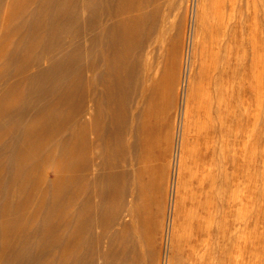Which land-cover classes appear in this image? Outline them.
Segmentation results:
<instances>
[{
  "label": "rangeland",
  "instance_id": "rangeland-1",
  "mask_svg": "<svg viewBox=\"0 0 264 264\" xmlns=\"http://www.w3.org/2000/svg\"><path fill=\"white\" fill-rule=\"evenodd\" d=\"M120 1L122 23L113 28L95 0H0V211L11 212L6 221L0 216L6 264H72L75 256L83 264H264V0H203L204 6L202 0H143L151 27L139 53L148 59L149 79L140 87L132 51L113 45L117 36L130 45V19L140 12L136 0ZM218 10L233 27L227 53L218 47ZM90 41L96 46L89 56ZM143 84L146 96L138 92ZM85 87L92 97L102 93L101 145L73 173L64 157L73 131L91 120ZM24 135L36 156L46 151L49 157L46 163L24 159L18 175L10 159L27 145L18 140ZM207 145L224 154L197 165ZM201 167L217 171L212 186H199ZM24 176L30 181L21 192ZM72 186L76 203L87 200L82 228L68 224V208L48 215L69 203Z\"/></svg>",
  "mask_w": 264,
  "mask_h": 264
},
{
  "label": "bare ground",
  "instance_id": "bare-ground-1",
  "mask_svg": "<svg viewBox=\"0 0 264 264\" xmlns=\"http://www.w3.org/2000/svg\"><path fill=\"white\" fill-rule=\"evenodd\" d=\"M90 1V0H89ZM142 1L143 0H136V8H137V10L140 12L139 14H136V16L134 17V18H132V19H130V23H129V26L131 27V28H133L134 29V34L131 36L132 38H131V43H130V45L128 46V47H126L125 46V43L121 40V39H119V37L117 36V38L118 39H116V41L113 43V45H114V47H116L117 48V50L118 49H120L121 50V48H122V44H124V47H125V51H126V48L128 49V50H130V51H132V52H130V53H133V56H134V72H136V78H137V87H140L139 85H140V83H143L144 82V84L146 85V83L145 82H147V80L149 79L148 77V75H147V71H148V69H149V64H148V59H144V60H142V59H140V57H139V53H140V51H141V49H142V45H143V42H145L144 40H146V37H148L147 36V31H146V28H150L151 27V24H149L150 22H148V20H147V13L146 12H141V10L143 9L142 8ZM201 1V0H200ZM206 1V0H205ZM93 2H94V0H93ZM97 1L95 0V3H96ZM121 1L120 0H98V4L100 5V8L102 9V12H103V14H104V17L105 16H109V18H111L112 20H113V24H112V26H113V28H114V26L115 27H117V28H119L120 27V25H121V23H120V14H121V11L123 10V8H124V6H123V4L121 5V3H120ZM145 2H146V0H145ZM202 2V5L204 4L203 3V0L201 1ZM111 3H113V5H112V7H108V5L109 4H111ZM98 4H96L97 6H98ZM146 4V3H145ZM199 4H201V3H199ZM134 6H135V4H134ZM199 6V5H198ZM204 6V5H203ZM143 7H144V5H143ZM200 7H201V5H200ZM204 9V8H203ZM200 10V9H199ZM215 14V13H214ZM224 13H223V11H220V10H218V12H216V16H217V24H218V26L220 27L219 29H222L221 31V36H220V41H218V43L220 42V44H218L219 46L218 47H221L222 48V50H223V53H227V49L230 47V45L229 44H227V45H229V47L228 46H226L225 45V43L228 41L229 42V40H227L226 41V39L227 38H231V36H232V28L233 27H231L232 26V23H231V25H230V23L229 22H226L225 21V19H224ZM231 15V14H230ZM101 16H103V15H101ZM212 16V15H211ZM108 18V19H109ZM237 18V17H236ZM103 19V18H102ZM152 19V18H151ZM230 21V20H229ZM94 23H98V22H94ZM98 24H100V23H98ZM91 25V24H90ZM89 25V26H90ZM96 26V25H95ZM148 26V27H147ZM91 27V26H90ZM94 27V26H93ZM97 27V26H96ZM154 27H155V25H154ZM92 28V27H91ZM95 29V28H94ZM97 29V28H96ZM103 29V28H102ZM90 30V29H89ZM92 31V30H91ZM96 31V30H95ZM94 31V32H95ZM97 32V31H96ZM103 32V31H102ZM132 32V33H133ZM92 33V32H91ZM155 34V33H154ZM95 35V34H94ZM93 35V36H94ZM210 35V34H209ZM96 36H98V33H97V35ZM121 37V36H120ZM233 37V36H232ZM90 38H93L94 39V37H90ZM96 38V37H95ZM126 38V37H125ZM130 38V37H129ZM153 38H154V36H153ZM87 39V38H86ZM97 39H99L98 37H97ZM96 39V40H97ZM103 40V39H102ZM115 40V39H114ZM128 40H130V39H128ZM150 40V39H149ZM155 40V39H154ZM233 40V39H232ZM86 41V40H85ZM93 41H95V39L93 40ZM92 41V42H93ZM87 42V41H86ZM91 41H90V44L89 45H87L88 46V49H87V46H86V49H87V53L89 54V56L92 54V51H93V49H94V47L96 46V45H91V43H92ZM154 42V41H153ZM97 43H98V41H97ZM127 43V42H126ZM85 44V43H84ZM92 44H94V42L92 43ZM153 45V44H152ZM221 45V46H220ZM148 46V45H147ZM150 46V45H149ZM216 46V45H215ZM232 46H233V44H232ZM231 46V47H232ZM228 47V48H227ZM99 48V47H98ZM107 48V47H106ZM175 48V47H174ZM85 49V48H84ZM123 49V51H124V48H122ZM147 49H148V47H147ZM219 49V48H218ZM233 49V48H232ZM106 50H105V48L103 47V49L101 48L100 50H99V52L98 53H100V55L101 54H104V52H105ZM122 51V50H121ZM122 51V52H123ZM229 51V50H228ZM230 51H232L231 49H230ZM149 52V51H148ZM127 52H125V54H126ZM84 54V53H83ZM220 54V53H219ZM230 54H231V52H230ZM229 54V55H230ZM94 55V54H93ZM92 55V56H93ZM97 55V54H96ZM228 55V54H227ZM229 55H228V57H229ZM148 56V55H147ZM146 56V57H147ZM85 57V56H84ZM83 57V58H84ZM98 57V56H97ZM101 57V56H100ZM86 58V57H85ZM221 58H222V55H221ZM91 59H94L93 57L91 58ZM91 59H90V61L89 62H91ZM239 59V58H238ZM95 60H96V58H95ZM95 60H92L93 62H96ZM225 60V59H224ZM222 61V60H221ZM232 61V60H231ZM93 62H91L90 63V65H89V69H91V70H93V67H95V66H97V65H93L92 63ZM225 62V61H224ZM239 62V61H238ZM220 63V62H219ZM229 63V62H228ZM96 64V63H95ZM220 65V64H219ZM216 67V66H215ZM218 67H220V66H218ZM94 70H96V69H94ZM90 72V71H89ZM94 71H92V72H90V74H92ZM220 72V71H219ZM97 73H98V71H97ZM221 73H223V72H221ZM226 73V72H225ZM89 74V75H90ZM93 75V74H92ZM91 77L92 76H89V79L91 80ZM146 80V81H145ZM92 81V80H91ZM90 82V81H89ZM88 84V86L90 87V84L89 83H87ZM143 84V85H144ZM148 84V83H147ZM144 85V86H145ZM87 86V85H86ZM87 86V87H88ZM143 86V87H144ZM141 87H142V85H141ZM142 87V88H143ZM141 88V90H140V88H137V89H139L140 91H138V92H140L141 93V95L143 96L144 94H145V96L147 95V94H149V91L150 90H148L149 89V87L148 86H145L144 87V89H142ZM85 89H87L86 87H85ZM84 90V89H83ZM85 91V90H84ZM92 90L90 89V88H88L87 89V91L84 93V98L83 99H85V101H83V102H85L86 103V107H85V112H86V114L85 115H89L90 117H88V118H90L91 120H90V122H88L85 126V129L83 130V131H81V132H74L73 131V135H72V139L71 140H73V141H71V142H73V144H72V149H70V151H68V153H66L67 155H65V163H67V168H70L71 169V171L74 173V172H76L77 170H79V169H81V170H83V169H85L86 168V166H87V163H88V161H85L86 159H85V157H88V151L90 152V150H92V148L93 147H100V145H101V110H102V101H101V98H102V93H101V91L98 93V95L96 96V97H92V92H91ZM97 91V90H96ZM189 94V93H188ZM141 96V99L142 98H145V97H142ZM188 96V95H187ZM73 97V96H72ZM81 97H83V96H81ZM179 98H180V96H179ZM187 98V97H186ZM185 98V99H186ZM70 99V98H69ZM68 99V100H69ZM146 99V98H145ZM72 100V99H71ZM81 100V99H80ZM12 101H13V99H12ZM11 100L9 101L10 103L12 102ZM17 101H18V99H17ZM150 101V100H149ZM149 101H148V103H149ZM183 101H185V100H183ZM8 102V103H9ZM186 103H187V100L185 101ZM9 103V104H10ZM12 103H15V100H14V102H12ZM12 103H11V106H12ZM69 103V102H68ZM81 103V102H80ZM84 103V104H85ZM8 104V105H9ZM47 103H45V105H46ZM76 105H77V103H76ZM181 105L183 106V105H185V104H183L182 102H180V106L179 107H181ZM187 105H188V103L186 104V107H187ZM1 106V105H0ZM10 106V107H11ZM49 106V105H48ZM47 106V107H48ZM8 107V106H7ZM83 107V108H84ZM185 106H183V111H184V109L186 108H184ZM188 108H189V105H188ZM50 109V110H49ZM49 111L50 112H54V109H53V105L51 104L50 106H49ZM76 109V108H75ZM180 109V108H179ZM45 110H46V108H45ZM47 110V111H48ZM82 110V109H81ZM214 110V109H213ZM77 110H72V112H76ZM183 111H182V115H181V121H182V124H185L186 125V123H184L185 121H186V109H185V111H184V115H183ZM198 113V112H197ZM49 115V114H48ZM75 117V116H74ZM122 117V116H121ZM191 118V117H190ZM189 118V119H190ZM89 121V120H88ZM35 123V122H34ZM86 123V122H85ZM36 124V123H35ZM34 124V125H35ZM200 124V123H199ZM175 126V125H174ZM214 126V125H213ZM36 128V127H35ZM34 128V129H35ZM125 128L123 127V126H121L120 128H119V130H118V132H119V138H118V144H119V158L121 159V161L122 160H124V152H125V142H124V138H123V135H124V132H125V130H124ZM204 129V128H203ZM75 130V129H74ZM207 130V129H206ZM211 130V129H210ZM218 130H220V129H218ZM41 131V130H40ZM40 131H38V133L40 132ZM199 131V130H198ZM202 132V131H201ZM34 133H36V132H34ZM183 133V132H182ZM211 133V132H210ZM197 134V133H196ZM204 134V133H203ZM208 134V133H207ZM33 134H31V136H32ZM34 135H36V134H34ZM70 135H71V133H70ZM185 136H186V134H184ZM188 135V134H187ZM205 135V134H204ZM216 135V134H215ZM214 135V136H215ZM23 136V135H22ZM27 136V135H26ZM182 136V135H181ZM190 136V135H189ZM196 136V135H195ZM40 137V136H39ZM70 137V136H69ZM206 137V136H205ZM37 138V136H35V138L34 139H36ZM200 138V137H199ZM18 139V138H17ZM22 139V140H21ZM21 139H18V140H20V142L22 143V145L23 144H25V142L27 143V145H23V146H21L20 147V145H19V147H20V149H18V150H16V158H14L13 156H11V159H10V161H14V165H16V168H17V173H18V175H20V173L22 172L21 171V169H22V162H23V160L24 159H28V158H35L36 157V159L38 160V161H42V162H45L47 159H48V157L49 156H47V155H45V153H47L46 151H45V153H44V155H42V154H40L39 155V157H38V155L36 156V154L38 153L39 154V152H36V151H34V150H36V149H34L33 150V145L30 143L31 141H32V143L34 144V142H33V140H30L31 139V137H29V136H27V137H25V135H24V139L23 138H21ZM32 139H33V137H32ZM39 139V138H38ZM144 139V138H143ZM207 139V138H206ZM210 139V138H209ZM212 139V138H211ZM243 139V138H242ZM37 140V139H36ZM205 140V139H204ZM25 141V142H24ZM142 141V140H141ZM190 141V140H189ZM184 142V141H183ZM207 142H208V140H207ZM226 142V141H225ZM181 143V142H180ZM244 143V142H243ZM8 144V143H7ZM13 144H14V142H13ZM225 144V143H224ZM228 144H229V142H228ZM10 145V144H9ZM8 145V146H9ZM32 145V146H31ZM210 145V144H209ZM184 146V145H183ZM18 146H17V148H19ZM219 147H221V148H224V145H222V146H219ZM230 147V146H229ZM42 148H44V147H42ZM41 148V149H42ZM186 148V147H185ZM200 148V147H199ZM203 148H204V146H203ZM202 147H201V149H203ZM14 149V148H13ZM9 151H10V149H9ZM42 151V150H41ZM84 151H86V152H84ZM184 151V150H183ZM198 151V150H197ZM196 151V152H197ZM84 152V153H83ZM191 152V151H190ZM224 152V151H223ZM221 150H217V146L216 147H210V146H206L205 147V150L200 154L199 152H197V153H199L200 154V156H198V158L199 159H197L198 160V164L197 165H201V164H203V165H205V164H208L209 162L211 163L212 161H213V163H214V158L216 159V154H224ZM180 153V152H179ZM226 154H227V152H226ZM86 155V156H85ZM89 155H91V154H89ZM179 156V155H178ZM180 156H182V153H181V155ZM223 159H225V155H223V156H221ZM10 158V157H9ZM47 158V159H46ZM62 158V157H61ZM180 158V157H179ZM59 159V158H58ZM89 159V158H88ZM120 159H119V161H120ZM211 159H213V160H211ZM228 160V159H227ZM7 161H9V160H7ZM178 162L180 161L179 159L177 160ZM2 162V161H1ZM61 162V161H60ZM181 162V161H180ZM224 162V161H223ZM46 163V162H45ZM3 165H4V163H2ZM36 164V163H35ZM37 164H38V162H37ZM44 164V163H43ZM42 164V165H43ZM225 164V163H224ZM182 165V164H181ZM203 165H201V166H203ZM224 166V165H223ZM3 166H1V170L3 169L2 168ZM65 167H66V165H65ZM179 167H180V165H179ZM183 167V166H182ZM220 167V166H219ZM14 168H15V166H14ZM228 168V167H227ZM7 169V168H6ZM226 169V168H225ZM185 170V169H184ZM198 170H200L199 172H200V178H197V182H198V184H199V186L201 187V188H204L205 187V185H207V184H209V186L211 185L212 186V184H214L213 182V180L218 176V173H217V171H215V170H211V168L210 169H207V168H204V167H201V168H199ZM16 171V170H15ZM181 171H182V169H181ZM227 171V170H226ZM2 172V171H1ZM228 172V171H227ZM179 173V172H178ZM121 174V173H120ZM199 174V173H198ZM223 175H224V173H222ZM124 174H123V172H122V174H121V176H120V188H118V193L121 195V198L123 197V195L125 194V192H126V188H125V186H124V178H121L122 176H123ZM223 175H222V177H223ZM227 175V174H226ZM190 176V175H189ZM25 177V176H24ZM195 178V177H194ZM220 178V177H219ZM70 179H73L74 180V178H70ZM79 179V178H78ZM77 179V180H78ZM83 179V178H82ZM81 179V180H82ZM85 179V178H84ZM13 180V179H12ZM19 182H20V184H19V190H21V192H22V190H24V188L26 187V186H28L29 185V181H30V178H27V177H25V178H19ZM221 180H222V178H221ZM12 182V181H11ZM75 182V181H74ZM126 182V181H125ZM215 182H216V180H215ZM226 182V181H225ZM31 183V182H30ZM223 183V182H222ZM12 184V183H11ZM35 182H34V186H35ZM85 185V184H84ZM1 186V185H0ZM208 186V185H207ZM218 186V185H217ZM36 187V186H35ZM86 187V186H85ZM30 188V187H29ZM32 188V187H31ZM34 188V187H33ZM37 188H38V186H37ZM26 189H27V187H26ZM36 189V188H35ZM34 189V190H35ZM56 189V188H55ZM54 189V190H55ZM9 190V189H8ZM37 190V189H36ZM39 190V189H38ZM60 190V189H59ZM79 190H80V188H79ZM133 190V189H132ZM201 190V189H200ZM43 191V190H42ZM53 191V190H52ZM82 191V190H81ZM83 191L85 192V189H83ZM33 192V191H32ZM39 192V191H38ZM83 192V193H84ZM227 192V191H226ZM225 192V193H226ZM19 193H20V191H19ZM30 193V192H29ZM58 193V192H57ZM56 193V194H57ZM207 193V192H206ZM211 193V192H210ZM223 193V192H222ZM9 194H10V192H9ZM31 194V193H30ZM30 194H28L27 193V196L28 195H30ZM11 195V194H10ZM43 195V194H42ZM41 195V196H42ZM77 195H78V190H77V187L76 186H72V189H71V193H70V199L68 198V206L67 205H65V204H56V205H54L55 207H54V209L48 214L49 216H52L53 214H56L57 216L58 215H61L60 213L65 209V208H68V210H70L71 212L70 213H72V215H71V217H68L67 219H69L70 218V221L68 222V224L70 223V224H73V225H79V227H81L82 228V226L83 225H85L84 224V221H86V214L82 211L83 209V207H86V201L85 200H83V202L82 203H76L77 201ZM204 195V194H203ZM31 196L32 195H30V198H31ZM44 196V195H43ZM46 196V195H45ZM206 196V195H205ZM29 198V197H28ZM45 198V197H44ZM41 199V198H40ZM43 199V198H42ZM60 199V198H59ZM208 199V198H207ZM7 200H8V198H7ZM25 201H27L26 199H25ZM39 201V200H38ZM5 202V201H4ZM3 202V203H4ZM29 202V201H28ZM55 202V201H54ZM201 202H202V200H201ZM207 202V201H206ZM45 203V202H44ZM26 204V203H25ZM28 204V203H27ZM26 204V205H27ZM39 204V203H38ZM41 204V203H40ZM6 205V204H5ZM42 205V204H41ZM40 205V206H41ZM52 205V204H51ZM82 207H81V206ZM7 206V205H6ZM16 206V205H15ZM80 206V207H79ZM4 207V206H3ZM10 207V206H9ZM8 207V208H9ZM18 207H20L19 205H18ZM17 207V208H18ZM21 207H22V205H21ZM88 207V206H87ZM13 208V207H12ZM42 208V207H41ZM10 209H11V207H10ZM52 209V208H51ZM86 210V209H85ZM7 207L6 208H3L1 211H0V216H1V218H4L5 217V221L6 220H8L9 218H6L7 217ZM9 213V212H8ZM47 213V212H46ZM11 214V212L9 213V215ZM17 214V213H16ZM88 214V213H87ZM17 216V215H16ZM16 216L14 217V216H12L13 218H15L14 220H16V222H17V224H18V226L19 227H21V224L19 223V220L18 219H16ZM20 216H21V214H20ZM18 217V216H17ZM50 219V218H49ZM4 220V219H3ZM11 220V219H10ZM47 220V219H46ZM53 220V219H52ZM48 221H50V220H48ZM55 221V220H54ZM68 221V220H67ZM22 222V221H21ZM26 222V221H25ZM64 222H65V220H64ZM9 223V222H8ZM56 224H57V220H56V222H55ZM14 224V223H13ZM48 224H50V223H48ZM52 224V223H51ZM58 224H59V222H58ZM10 225V224H9ZM15 225V224H14ZM46 225H47V222H46ZM53 225V224H52ZM66 225V224H65ZM17 226V227H18ZM59 226V225H58ZM16 227V228H17ZM18 227V228H19ZM44 227H46V226H44ZM47 227H49V226H47ZM50 227H51V225H50ZM22 228V227H21ZM20 228V229H21ZM52 228V227H51ZM20 229H18V230H20ZM57 229V228H56ZM4 230H5V228H4ZM7 230V229H6ZM48 230V229H47ZM46 230V231H47ZM53 230V229H52ZM81 230V229H80ZM22 230H20V232H21ZM45 231V230H44ZM43 231V232H44ZM49 231V230H48ZM7 233V232H6ZM4 234V233H2V236H3V234H4V236L3 237H5V239L7 238V234ZM13 233V232H12ZM51 233V232H50ZM41 234V233H40ZM39 235V234H38ZM122 236H123V234H121ZM81 236H83V235H81ZM8 237H10V236H8ZM39 237V236H38ZM79 237V236H78ZM82 237H79V238H77V239H81ZM4 239V240H5ZM9 240V239H8ZM52 240V239H51ZM50 240V241H51ZM3 241V240H2ZM80 241V240H79ZM7 242V241H6ZM8 243V242H7ZM7 243H5L6 245H7ZM78 244V240H77V242H75V245H77ZM79 243H81V245L79 244V246H81L82 247V242L80 241ZM85 243V242H84ZM5 244L3 243V245H1V247H3V248H1V252H0V257H1V260L4 262L3 264H6V260H5V258H7V257H9L8 256V254L6 255V252H4L5 251V249L7 248V246H6V248L4 247L5 246ZM51 244V243H50ZM50 244H48L49 246H50ZM79 246H78V248H79ZM16 247V246H15ZM5 248V249H4ZM45 248V247H44ZM70 248H71V246H70ZM13 250V249H12ZM7 251V250H6ZM80 251V250H79ZM84 251V250H83ZM8 252V251H7ZM69 252H71V251H69ZM8 253H10V252H8ZM15 253H16V250H15ZM72 253V252H71ZM75 253H77V252H75ZM73 254V253H72ZM12 255H14V254H12ZM77 255H78V253H77ZM48 256V255H47ZM71 256H73V255H71ZM74 256H75V254H74ZM14 257V256H13ZM19 257V256H18ZM14 259V258H13ZM41 259V258H40ZM83 256H75L74 258H73V262H72V264H83ZM0 260V261H1ZM11 260H12V258H11ZM42 262V261H41ZM12 263V262H11ZM44 263V262H43ZM8 264V263H7ZM37 264V263H36ZM39 264V263H38ZM85 264V263H84ZM224 264V263H223Z\"/></svg>",
  "mask_w": 264,
  "mask_h": 264
}]
</instances>
